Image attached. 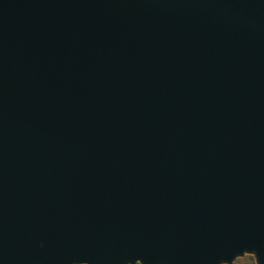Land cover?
I'll list each match as a JSON object with an SVG mask.
<instances>
[{
  "label": "water",
  "instance_id": "1",
  "mask_svg": "<svg viewBox=\"0 0 264 264\" xmlns=\"http://www.w3.org/2000/svg\"><path fill=\"white\" fill-rule=\"evenodd\" d=\"M264 264V0H0V264Z\"/></svg>",
  "mask_w": 264,
  "mask_h": 264
},
{
  "label": "rangeland",
  "instance_id": "2",
  "mask_svg": "<svg viewBox=\"0 0 264 264\" xmlns=\"http://www.w3.org/2000/svg\"><path fill=\"white\" fill-rule=\"evenodd\" d=\"M231 264H254V261L251 255L244 254L241 257L235 258Z\"/></svg>",
  "mask_w": 264,
  "mask_h": 264
}]
</instances>
